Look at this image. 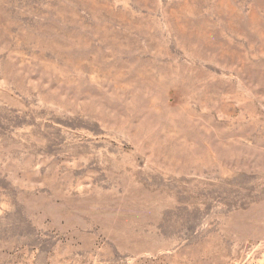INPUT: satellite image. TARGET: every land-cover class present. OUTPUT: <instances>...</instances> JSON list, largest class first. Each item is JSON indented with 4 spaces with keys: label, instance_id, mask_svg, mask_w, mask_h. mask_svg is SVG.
<instances>
[{
    "label": "rangeland",
    "instance_id": "1",
    "mask_svg": "<svg viewBox=\"0 0 264 264\" xmlns=\"http://www.w3.org/2000/svg\"><path fill=\"white\" fill-rule=\"evenodd\" d=\"M0 264H264V0H0Z\"/></svg>",
    "mask_w": 264,
    "mask_h": 264
}]
</instances>
